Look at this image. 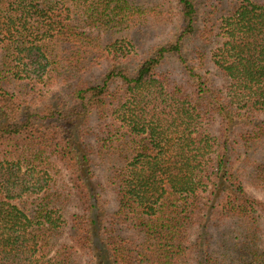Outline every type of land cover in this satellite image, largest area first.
<instances>
[{
    "label": "trees",
    "instance_id": "1",
    "mask_svg": "<svg viewBox=\"0 0 264 264\" xmlns=\"http://www.w3.org/2000/svg\"><path fill=\"white\" fill-rule=\"evenodd\" d=\"M154 1L0 0V264H264V0Z\"/></svg>",
    "mask_w": 264,
    "mask_h": 264
},
{
    "label": "rangeland",
    "instance_id": "2",
    "mask_svg": "<svg viewBox=\"0 0 264 264\" xmlns=\"http://www.w3.org/2000/svg\"><path fill=\"white\" fill-rule=\"evenodd\" d=\"M145 1V4H149L150 2H155L154 0H144ZM152 38H145L144 41H145V44L149 43L151 44L153 42V40H151ZM248 191L250 193V195L254 198H257L259 199L260 201L264 202V191H262L261 189H257V188H254V187H250L248 188ZM106 197V200L110 203V210H113L116 206V203L114 201V198H113V194L111 192H107V194L105 195ZM66 239V237H64V240ZM80 264H85V261L84 263L80 262Z\"/></svg>",
    "mask_w": 264,
    "mask_h": 264
}]
</instances>
